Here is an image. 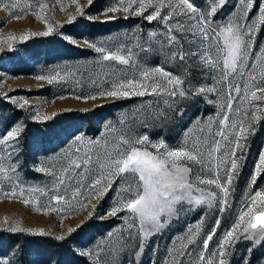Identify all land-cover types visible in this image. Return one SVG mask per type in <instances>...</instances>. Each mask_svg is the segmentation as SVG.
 I'll use <instances>...</instances> for the list:
<instances>
[{
    "label": "snow or ice",
    "instance_id": "obj_1",
    "mask_svg": "<svg viewBox=\"0 0 264 264\" xmlns=\"http://www.w3.org/2000/svg\"><path fill=\"white\" fill-rule=\"evenodd\" d=\"M71 2L77 5V13L81 17L94 21L93 17L85 15V6L80 5L79 0ZM93 3L94 0H87V6ZM225 3L226 0H211L208 8L201 10L190 0H114V3L104 8L102 14L106 20L100 21L102 23L117 19L116 15L109 16L108 13L122 12V19L140 17L148 22L157 21L163 30L146 33L143 43L138 31L127 42L117 37L111 47L107 44L98 46L85 40L83 43L99 54L96 62L102 67L110 62L111 67L103 77L89 80L94 91L77 95L70 89V95L85 101L97 98L117 101L153 96L157 98V107L152 109L151 102H145L129 114L121 115L118 123L122 128L106 125V130L114 134L111 140L85 141L82 136H75L74 142L81 144L83 151L82 148H76L61 156L58 174L49 168L40 167L39 171L54 177L52 188L49 189L53 192L51 196L44 189H29L30 193L46 197L48 204L43 208L35 199L24 198L23 188L19 192L16 190L19 187V165L12 161L23 131L22 124L16 123L0 135V151L3 152L0 155V177L8 182L10 188L7 192L0 188V199L23 198V203L32 204L36 211L57 212L63 219L66 210L79 212L89 204L95 209L97 205L91 202H99L117 184L116 200L106 215L117 217L119 213H125L120 217L125 225L119 234H107L111 244H98L97 251L85 253L94 257L95 264H103L102 253L111 255L129 248L134 256H140L155 243L154 238L168 228L174 218L195 209H215L218 215L209 225L208 231L201 235L204 215L200 214L199 222L187 227L186 235L178 238L179 248L168 253L171 261L165 260L164 264H184V261L187 264H231L228 257L234 254L237 243L248 245L246 253L264 247V186H258V180L264 181V149L258 153L248 176L246 191L235 208L232 201L235 183L246 160L244 149L249 126H246L245 121L249 116L253 121H258L264 115V46L256 45L257 33L260 26L264 25V0H260L259 14L253 18H250L249 13L253 10L255 0H237L239 9L236 15L216 23L218 9ZM233 7L235 11L236 6ZM33 8L37 19L43 20L48 26L47 31L31 35L53 34L55 25L49 23L48 17L42 14L49 8L44 0H36L35 5L27 3L23 8L19 0H0V9L8 12L10 19H20L26 10ZM15 9L19 10V14L13 11ZM76 20V15L69 18L70 23ZM3 23H7V20ZM28 38V35H21L19 41ZM8 40L14 42L17 38L9 36ZM71 43L77 42L72 39ZM153 51L164 52L165 64L178 63L183 69L181 74L174 75L164 66L146 67L136 62L135 57L139 52L147 54ZM189 68L213 71L216 74L213 85L193 83ZM70 76V72L61 74L57 71L55 74L38 75L36 79L47 81L48 84L67 83ZM74 82L78 86L81 83L79 80ZM217 84L224 85V102L217 113L215 132L213 120L209 118L200 129L202 133L206 129V134L198 138H189L186 134L176 145H169L163 138L152 141L147 134L137 136L133 133L130 125L137 122L147 127L145 121L148 119L166 121L173 117L182 118L184 113L179 106L181 99L195 103L198 97L218 92ZM0 95L7 97V93ZM8 98L20 109L29 103L26 99L20 101ZM243 104L249 107H234ZM32 107L35 111L31 118L38 122H46L59 115L53 113L52 117L42 116L39 109L44 105ZM232 116L236 118L232 119ZM196 124L199 125V120ZM81 196L83 200L79 199ZM53 201L55 206L52 205ZM226 211L232 213L231 222L221 229L220 217ZM88 215L91 217L93 213L89 212ZM85 223L82 221L76 228H68V234L71 235ZM9 231L34 230L17 225ZM39 233L44 234V229H39ZM214 237V248L210 250L209 245ZM55 238L61 241L66 239L64 235ZM0 264L14 262L5 254L0 256ZM240 264H252L251 258L242 257ZM256 264H264V257L258 258Z\"/></svg>",
    "mask_w": 264,
    "mask_h": 264
},
{
    "label": "rangeland",
    "instance_id": "obj_2",
    "mask_svg": "<svg viewBox=\"0 0 264 264\" xmlns=\"http://www.w3.org/2000/svg\"><path fill=\"white\" fill-rule=\"evenodd\" d=\"M45 3L49 5L48 9H45L42 14L48 17L49 23L55 25V29H58L62 23L69 21L70 16L79 15L77 13V5L73 4L71 0H44ZM194 2L201 10L208 8L211 0H190ZM260 0H255L252 12L249 13L250 18L254 15H258V4ZM31 3L35 5L36 0H19L20 7L23 8L25 4ZM80 5L87 7V0H79ZM114 3V0H96V5L100 4L101 9L94 13H88L87 16L93 18H106L102 14V10ZM236 10L234 11V7ZM239 9L237 0H226L225 5L218 9L216 23H222L226 17L230 15L234 17ZM19 14V10H13ZM35 8L31 10H26V14L20 19L9 18V13L3 9H0V93H7V97L0 95V135H3L6 130H10L11 126L16 123L23 122L24 118L27 120H34L31 118L33 111V105H44L42 109H39L40 114L52 117L53 113H57L61 110L66 109H88L94 105L103 103L105 101L111 100L110 98H97L96 100H77L70 95V89L77 95L88 94L95 89L89 84L90 79H99L103 77L111 67L110 62L102 67L98 64L97 58L98 53L92 54L91 58L86 60H67V59H57L50 63H45L43 59L36 61L34 55L26 49L25 41L20 42L19 37L21 35H28L31 38L34 35L31 33H41L47 31V24L33 14ZM166 11V10H162ZM147 14V13H146ZM111 15H124V13H108ZM7 20V23H3ZM162 26L157 21L148 22L140 17H137L133 23L125 26H120L116 30L109 32L103 36H97L98 46H105L107 44L111 47L112 44L116 42V38L119 37L121 41H130L133 34L137 31L140 33V41L143 43L146 33L150 31H162ZM9 36H15L16 41H9ZM74 39L78 44L85 45L83 42L85 39L81 38H71ZM28 38V39H29ZM111 38V39H110ZM90 43V42H89ZM11 44V49L9 45ZM256 45L264 46V25L260 26V30L257 33ZM153 43V48H155ZM135 52L136 49L134 48ZM168 51V49H165ZM138 64L144 65L146 67L152 66H164L167 71L173 72L174 75H180L183 69L179 67L178 63L165 64L166 56L164 52H150L144 53L139 52L135 57ZM24 64H22V63ZM191 64V61L188 62ZM21 64V65H20ZM19 66H28L29 71H18ZM130 70V69H129ZM61 72V74L70 72L72 76L67 78V83H53L48 84L47 81H39L36 79L38 75H50L55 74V72ZM190 77L193 83L198 85L212 86L214 83L215 73L211 70L204 68H189ZM79 80L81 83L78 86L74 81ZM259 80H257V83ZM106 86V85H105ZM243 86V82H242ZM218 92L207 93L202 97L197 98V102L180 100L179 106L183 110L182 118H170L166 121H155L148 119L145 121L147 127L142 123L131 124L130 127L133 133L137 136L142 134H147L152 141H156L159 138H163L169 145L178 144L187 134L189 138H198L206 134L202 133L200 129L204 127L209 118L213 120V132L217 130L216 128V117L218 111H220V104L224 102V96L222 89L223 84H217ZM59 90H66L65 92H60ZM80 90L85 91V93H80ZM219 93V94H218ZM60 96H67L66 99H59ZM8 97L15 98L17 100H28V104L24 109H20L16 104L11 102ZM157 98L153 96L145 97H132V100L125 102L119 109H114V116L111 118L105 117L103 120L98 119L97 125H100L98 131L90 135L83 129V125L68 128L61 132L57 127L50 131L45 130L37 138L35 136H29L25 140V145L21 137H19L18 145L15 150V157L12 162L18 163L19 167L17 169V177L19 187L16 189L19 192L20 188L24 189V198L29 200L35 199L39 202L40 206L43 208L48 204V200L45 196L39 193H30L29 189H44L49 196L53 192L49 191L54 183V177L48 175L45 172H41L38 169L40 167L49 168L53 172H59L60 165L58 160L61 156L66 153L74 151L76 148L83 147L79 143H75V136L80 135L85 141L88 140H101L107 138L111 140L113 138V133L106 130V125H114L116 128L120 129L121 126L118 121L122 114H129L134 111L138 106L145 102H151L152 109L157 107L155 100ZM54 100V102H53ZM234 107L248 108L249 105H234ZM19 108L20 112L15 109ZM235 119V116L231 117ZM199 120V125L196 121ZM246 126H249V135L245 141L246 147L244 149V155L246 157L244 166L240 170V175L235 183V190L232 195L233 208L237 206L244 192L246 191L248 184V176L252 171L253 164L258 158V153L264 149V115L258 121H253L251 116L245 121ZM23 126V124H22ZM165 126V127H164ZM147 128H152L151 130L155 133L149 134ZM68 130V131H66ZM69 130L71 132H69ZM157 130V131H156ZM70 133V134H69ZM50 142V146L47 151H42L40 146ZM2 149V146H0ZM238 151V155H239ZM0 155L3 152L0 151ZM54 166V167H53ZM119 183V182H118ZM258 186H264V181L258 180ZM0 188L3 191H10L8 182L0 177ZM116 190L117 184L113 185V190H110L104 198L99 202L93 200L91 203L96 204V208L92 209L91 204L88 207L81 209L79 212H70L66 210L63 219L61 215L57 212L52 211H36L32 204L25 205L23 203V198L14 199H0V236H4L6 232L9 231L11 227L19 225L21 228H27L34 230L29 233H39V229H44V234H50L53 236L58 235H68V228H76L78 224L89 218L94 219L93 225H96V221L102 219H109L108 224L103 225L102 223H97L98 227L93 230H85L79 232H73L72 238L79 242V244L74 243V248L77 249L79 253L86 255L89 250L97 251V245H102L103 243L111 244V241L107 237L109 232H113L117 235L121 232V228L125 225V222L120 219L125 213H119L117 217L107 216L106 212L110 209L116 200ZM83 200V196L79 197ZM55 206V202H52ZM89 212L93 215L89 217ZM200 214L204 215V226L202 228L201 235L208 231L209 225L217 218L218 213L215 209H195L186 213H181L178 217L170 223V226L166 228L161 234L157 235L155 243L146 248L140 256H134L131 248L127 250H121L120 252H115L114 254H101V259L103 264H164L165 260L171 261V257L168 255L170 251H174L179 248L181 236L186 235V229L189 226H193L195 223L199 222ZM232 213L226 211L221 219V229L226 228L231 222ZM7 217V220H5ZM78 229V228H77ZM220 234L218 230L217 235ZM216 237L213 238V242L210 243L209 249L214 248ZM175 241V243H173ZM248 245L244 242L237 243L235 245L234 254L230 255L228 259L231 264H240L241 258L248 256L251 258L252 264H256L258 258L264 257V247H257L254 251L246 253V248ZM7 254V258L11 259L14 264H21L22 251L16 242L11 244H4L0 242V256ZM27 264H41L39 262V257L29 248L28 250ZM207 255V254H206ZM90 264H95V259L93 256L86 255ZM52 263V262H51ZM53 264V263H52ZM187 264V261H184Z\"/></svg>",
    "mask_w": 264,
    "mask_h": 264
},
{
    "label": "trees",
    "instance_id": "obj_3",
    "mask_svg": "<svg viewBox=\"0 0 264 264\" xmlns=\"http://www.w3.org/2000/svg\"><path fill=\"white\" fill-rule=\"evenodd\" d=\"M95 3L96 0H94V3L91 6H87L85 8L86 16L88 13H94L102 8L100 4L96 5ZM76 16V21L71 23L69 21L62 23L61 26L63 27L60 26L58 29H55L51 35H34L25 41L24 46H26V49L31 52V55H34L33 57L36 61L43 59L45 63H50L54 60L62 58L67 60L89 59L92 57L91 55L95 53L94 49L87 45H81L78 43L73 44L71 43V39L67 38L66 36H70L71 38L85 39L90 43L97 44L98 42L95 39L97 36L108 34L120 26L129 25L137 18L130 17L129 19L125 20L120 18L122 15H117L116 20L102 23L100 21H104L106 18H94V21H90L84 17H81L80 15ZM13 70L28 72L29 68L28 66H19L17 69L13 68ZM59 91L65 92L66 90ZM82 92L85 93V91L80 90V93ZM129 100H132V98L117 101L109 100L84 110H61L57 112L59 115H56L54 118L46 122H38L36 120H27L24 118L22 122L23 131L20 137L25 145V140L30 135L32 137L35 136L38 138L45 130L51 132V130L55 127L63 132V130L69 126L68 128H73L72 131H74V127H79L80 125H83V129L86 132H89L90 135H93L100 128V123L97 122L98 119L103 120L105 117L112 119L114 116V109L123 107L122 105ZM100 105L103 106L100 107ZM15 110L20 112L19 108H16ZM97 123L99 124L97 125ZM151 129L147 128V132L149 134L155 133ZM69 132L71 131L69 130ZM50 145V142H46V144H42V146H40V149L42 151H47V148ZM85 221L86 223L84 226L78 228L76 232L85 230L95 231V229L98 227L97 223L106 225L108 222H110L107 218L99 220V222L96 221V225H93L92 222H94V219L92 218H89ZM72 234L64 235L66 239L61 241L57 240L55 238L56 236L50 234L6 232L4 236H0V242H4L6 245L13 242L18 244L23 254V258H21V256L19 257L22 259L21 264H27V261H29L27 260L29 248L33 250L35 254H37L41 264H90L87 256L79 253L77 249L74 248V243L79 244V242L73 240Z\"/></svg>",
    "mask_w": 264,
    "mask_h": 264
}]
</instances>
